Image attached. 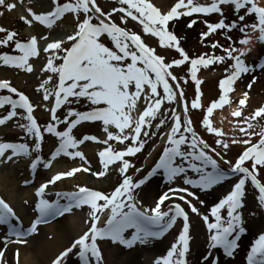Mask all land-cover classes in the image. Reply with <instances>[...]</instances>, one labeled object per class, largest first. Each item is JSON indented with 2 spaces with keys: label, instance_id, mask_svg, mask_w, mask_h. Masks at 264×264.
I'll return each mask as SVG.
<instances>
[{
  "label": "snow or ice",
  "instance_id": "obj_1",
  "mask_svg": "<svg viewBox=\"0 0 264 264\" xmlns=\"http://www.w3.org/2000/svg\"><path fill=\"white\" fill-rule=\"evenodd\" d=\"M118 2L119 8H112L110 12L105 13L98 6L96 0H66L63 3L53 0L55 6L51 11L40 14L32 13L35 21L48 26L69 12L77 14V17L82 12L84 18L79 21L76 31L67 35L64 40L55 39L47 43L43 49V52L47 54V61L41 71L47 70L52 74H58V83L53 91H49L46 87L53 78L51 75L38 86V90L43 89L45 101L54 96V102L49 109L51 119L43 128L33 115L35 105L30 102L29 97L12 87L7 80H0V90L7 89L10 93L9 95H0V107L5 104L10 105V110L0 117V125L12 118H19L24 123H20L18 126L24 130L27 137L33 138L31 146L27 142L0 141V157L5 156L6 150H11V155L7 156L9 160L20 155L31 157L33 151L39 153L44 133H48L54 134L58 138V146L51 152V158L54 159L60 154H65L69 158L78 157L84 162L70 170L59 171L50 179L39 184L35 189V195L39 197L35 208L39 215L31 221L26 230L21 226L20 217L14 209L3 198H0V225L7 227L9 236H15L17 242L24 243L23 237L36 232L38 224L46 218L60 216L69 212L74 206H90V227L69 247L61 251L52 264H64L63 258H66L77 247L82 264H90V256L94 258L96 264H100L102 253L97 243L98 238H110L113 242L130 247L137 242L145 243L149 238L162 237L176 225L178 219H182V228L178 232L177 238L171 244L166 255L158 258V261H162V264H188L186 256L190 251L192 237L190 236L189 212L184 205L192 213L201 214L196 204L188 198L196 197V192L190 189L206 191L229 178L238 177L230 190L210 208L209 211L214 220L210 221L208 215L201 214L209 230L207 246L209 252L211 253L212 250L219 247L224 254L231 257L238 248L241 234L246 231L240 209L243 206L248 182L257 190L256 199L259 206L264 207V182L259 178L260 168L264 167V128L260 131V139L257 143H251V137L255 133L250 131L253 128L251 121L264 115V106L255 109L250 116L244 117L242 121L244 126H239V133L248 137L246 139L234 138L229 141L223 138L225 134L221 128L213 126L209 114L213 113L214 109L230 102L228 94L234 91V83L242 74L252 71L253 67L264 68V63L249 65L244 58L251 51L253 42L252 36L244 34L247 29H251L253 32L258 31L256 39L264 42V2L261 0H211L210 3H200L199 0H176L170 10L166 12L153 4L151 0H118ZM222 5L232 6L237 14V19L226 21ZM0 6H4L8 10L15 7L12 3H6V0H0ZM31 11L29 9V12ZM116 12L122 13L119 17L122 23L126 22L128 18L138 22L142 25L144 34H152L158 38L161 47L177 50L180 58L165 62V57L157 54L153 47L147 45L141 34L111 20V15ZM241 12L243 14H240ZM193 14H220L221 16L215 22L204 21L207 31L200 34L201 40L218 30H238L243 34L239 43L244 47L224 46L217 40L213 41L210 47L221 48L223 55L201 54L198 57L190 58L180 45L174 30L169 29V24L182 16H192ZM250 15H254L255 20L244 23L246 17ZM94 19L97 22L94 23ZM26 22L31 23L32 21L26 20ZM195 23V19L190 20L188 27ZM0 31L5 30L0 28ZM104 34L110 39L113 47H109L103 42ZM15 36V32L7 31V34L0 39V45H9ZM227 39L231 40L232 37L228 36ZM65 42L70 43V47L64 48ZM15 50H18L20 54L0 53V62L4 65H13L32 71L33 66L29 63V58L38 57L40 51L37 37L32 36L27 42L16 39ZM57 59L62 62L56 64L55 60ZM229 59L233 63L225 69L226 75L218 83L220 95L207 107L201 125L206 128L208 133L218 137L215 139V144L219 145L224 153L227 152L231 144L245 145L234 162L225 159L221 152H218L216 148L198 135L193 127L188 102L180 86L179 78L170 71L173 66H181L185 62H190L188 72L191 74V79L199 85L201 83L197 78L199 66L206 67ZM255 79L253 77V80ZM170 80L176 82L175 85L170 83ZM251 86L252 84L249 83L247 87L250 89ZM133 87L134 90H132ZM146 87L147 92H145ZM160 88H162V93L158 90ZM11 94H16V98H13ZM142 95L146 106L139 111L136 118H133L131 113L137 108V102ZM248 95V91L243 93L238 101L239 106L232 112V116H242L241 108L246 104ZM200 96L201 93L197 87L196 98L191 101V109L201 108ZM80 98L86 99L92 107L86 111H77L72 108L70 105L74 100L78 101ZM165 101L170 104L175 102L178 105L177 108H171L170 115L167 114L168 109H162V104ZM101 104L105 106H100ZM64 105L69 106L61 119L57 115V109ZM180 107L183 109L182 112L178 110ZM18 109L23 111H18ZM157 118L159 120L158 123H155L156 129L166 125L169 120L171 121L167 131L159 133L160 136L166 137L165 146L154 167L144 177L135 180L133 176L127 174L133 165L126 157L135 155L143 148L145 140L141 139V134L148 137V129ZM82 121H101L103 131L107 134V139L102 142L108 146L98 152L103 170L94 174L104 176L109 165L114 161H120L119 172L122 175V181L107 194L86 186H77L76 191L57 194L66 196L69 200L68 204L62 205L58 200L49 201L45 198L48 185L61 178L72 177L81 170L90 171V167L85 166L87 161L84 154L76 149L85 141H98L99 138L87 134L80 139L75 138L72 135L73 128ZM61 123L67 125L64 130H58L57 126ZM112 125L119 130L118 133L109 131V126ZM126 130L130 131L125 134ZM156 135L157 132H151V136ZM129 138L132 143L119 151H114L108 143L112 139L123 143ZM217 157L229 165V168H223ZM51 163L52 159L45 160L40 154H37L31 158L30 167L33 170L41 165L48 168ZM160 170L169 182L174 184L176 179L182 178L183 185L186 186L169 187L166 192L159 195L153 207L142 209L138 206L135 190ZM189 170L195 174V178L188 174ZM139 171L140 169L137 168V172ZM178 193L187 195H178ZM177 200L183 201L184 204L176 202ZM100 201L103 203H98ZM166 201L169 204L165 210L162 205ZM199 203L203 204L204 201L200 200ZM222 209H226V216L221 214ZM105 210L109 212L107 221L103 226H98L100 220L98 213H103ZM14 220L17 223H13ZM129 229L134 230L130 237L125 235L126 230ZM16 254L18 257V250ZM3 255L4 251L0 250V264H4ZM204 260L205 264H218V260L213 259L211 254ZM247 264H264V233H261L252 243L250 251L247 253Z\"/></svg>",
  "mask_w": 264,
  "mask_h": 264
},
{
  "label": "rangeland",
  "instance_id": "obj_2",
  "mask_svg": "<svg viewBox=\"0 0 264 264\" xmlns=\"http://www.w3.org/2000/svg\"><path fill=\"white\" fill-rule=\"evenodd\" d=\"M53 0H6V3H12L15 7L11 10H8L4 6H0V28H3L5 33L7 31H13L16 33V36L13 41L9 42V45L3 46L0 45V53H9L13 55L20 54L18 50L14 51V43L16 39L20 41L25 40L27 36H36L37 37V45L38 47H45L47 43L53 41L41 35L39 32L40 28L44 26L39 23L38 21L32 20L30 25L25 26V22L22 19V15L27 14L31 15L33 12H38L39 6H51ZM210 0H199L201 3H208ZM58 2H66V0H58ZM98 6L102 9L103 12L107 13L110 12L112 8H119L120 4L118 0H96ZM153 4L159 7L162 11L166 8H170L173 2L176 0H151ZM29 9L32 11L29 12ZM240 14H243L241 12ZM122 13L116 12L111 15V20L116 22L118 25L122 27H126L129 30H133L139 34H141L142 39L144 42L153 47L157 54L162 55L165 57V62H170L174 58H180L179 53L177 50L169 47H161L158 43V38L154 37L152 34H144L142 25L138 22L133 21L131 18H128L126 22H121L119 19ZM193 16H182L179 19H175L174 21L170 22L169 29L174 30L175 35L179 38L180 45L185 49L188 56L190 58H195L200 56L201 54L211 55L215 53L216 55H223V51L221 48L217 47L213 49L210 47V44L213 41H219L221 45L229 46L232 45L236 47L237 42L233 43L234 41L227 39L228 36H236L241 38L242 33L238 30L233 31H220L218 30L216 33L210 35L209 37L201 40L200 34L204 31H207V27L204 23L205 20L210 22L218 21L221 17H216L215 19L211 18H200ZM84 18V14L81 12L78 14L75 13H65L62 18L56 23V27H51V30L56 29L55 31L58 32L57 34H61L66 30L68 34H72L74 31L77 30V25L79 21H82ZM195 19L196 23L188 27L186 19ZM224 18L226 21L230 22L232 20L237 19V14L234 12L232 6L227 5L224 7ZM218 19V20H217ZM255 20L254 15H250L246 17L244 23H250ZM93 22H97L95 19ZM189 22V21H188ZM200 23V24H198ZM70 30V32H69ZM247 31V30H246ZM6 35V34H5ZM5 35H0V39H2ZM258 36V31H257ZM57 37V36H54ZM50 40V41H49ZM48 41V42H47ZM256 51L263 49L264 42H260L256 39ZM47 42V43H46ZM103 42L109 46L113 47L110 39L107 37L106 34L103 36ZM67 42L63 45L64 48L70 47V44L67 46ZM257 54L248 53L244 57L245 60L249 65H255V59L253 57H257ZM47 61V54L39 52L38 57H30L29 63L32 64L33 70L28 71L27 69H20L13 65H4L0 62V80H7L10 82L12 87H15L19 92H23L25 95L29 97L30 102L35 105L33 110V115L37 119V122L43 128L50 119V111L53 102L54 96H51L48 101L43 99V89L38 90V86L48 77L52 76V80L46 85L49 91H53L55 86L58 83V74H52L51 72L44 70L41 71L43 65ZM62 61L57 59L55 60L56 64L61 63ZM130 62V61H128ZM232 60H226L222 63H213L208 66H199L197 71V78L201 81L199 85L195 83L191 79V74L188 72L190 67V62H185L184 65L181 66H173L170 71L179 78V83L181 88L183 89L185 99L188 102L189 106V115L193 122V127L195 128L196 132L203 140L207 141L209 145L216 148L218 152L224 156L225 159L233 161L235 157H237L240 151L245 147V145L241 143L231 144L230 148L227 150L226 153L223 152L219 145L215 144L216 137L214 134H210L206 131L201 125L202 117L213 100H216L220 95V89L218 87V83L220 79L226 75L225 69L232 64ZM253 77L256 79L253 80ZM170 83L174 84L176 82ZM251 83L252 86L249 89L247 86ZM197 87L200 90L201 96L199 102L201 103L200 109H191V101L196 98V89ZM134 90V87L133 89ZM162 93V88L158 89ZM147 87L145 88V92H147ZM248 91L249 95L246 100V104L241 108L242 116L241 117H234L232 114L228 116L227 112L225 111L226 107L232 104L236 108L239 106L238 101L242 97L243 93ZM3 93L0 91V95ZM230 102L228 104L223 105L220 108L214 109L213 113L209 114V118L213 123V126L221 128L225 136L223 138L228 139L229 141L232 139H240V138H248L243 136V134L239 133V126H244L242 121L244 117L250 116L255 109L264 106V69L255 68L253 70L242 74L240 78L234 83V91L230 92L229 94ZM7 106V107H6ZM69 105H64L60 109H57V115L62 119L63 116L66 114L67 107ZM72 108H75L77 111H86L89 110L92 105L84 98H80L78 101L74 100V102L70 105ZM100 106H105L101 104ZM146 106L145 101L143 100V95L141 99L137 102V108L131 113L133 118L138 116L139 111ZM178 105L175 102L171 104L167 101L163 102L162 109H168L169 112L167 113L170 115L171 108H177ZM10 110V105L8 106L5 104L4 106L0 107V117L5 115L7 111ZM178 110L182 112V107ZM236 110V109H235ZM234 110V111H235ZM18 111H23L18 109ZM159 118L154 121L153 125L149 130V136L144 137L141 134V139L145 140V144L143 148L136 153L135 155L127 156L126 158L131 161L133 165L127 172L128 175L133 176L135 180H139L144 177L155 165L157 162L162 150L165 146V140L162 136L159 135L161 132H166L168 127L170 126L171 121L169 120L166 125L161 126L159 129L155 128V123H158ZM20 123H24L23 120L19 118H12L6 121L4 124L0 125V141L4 142H27L30 146L33 143V138L27 137L26 133L22 128L18 125ZM54 123V121H53ZM253 124V128L250 130L255 133L251 137V143H257L260 139V131L264 128V115L257 117L255 120L251 121ZM66 123L59 124L58 130H64L66 128ZM109 131L113 133H118L119 130L115 128L114 125L109 126ZM130 130H126L125 134H127ZM151 132H157L156 136H151ZM85 134L87 135H95L98 137V141H85L84 143L77 146L76 150L81 151L86 158V165L90 166L93 173L90 172H79L74 174L72 177H65L61 178L59 181H56L54 184L49 185L48 191L45 192V196L49 201H59L62 202L64 200H68L66 196L57 195L58 193H66L72 192L77 190V186H86L88 188H94L104 193H110L116 185L120 184L122 181V175L119 172V167L121 166L120 161H114L113 164L108 166V170L106 171L104 176H97L94 173L97 171H102L103 167L100 163V158L98 156V151L108 145L104 144L102 141L107 139V134L103 131V124L101 121H82L80 124L75 126L72 131V135L75 138H82ZM163 140V141H162ZM114 151H119L125 149L129 144L132 143L131 139L129 138L126 142L116 141L115 139L109 140L108 142ZM58 146V138L54 136V134L44 133V138L42 141V147L39 153L35 151L32 152L31 157L29 156H14L12 159H7V156L11 155V150H6L5 156L0 157V198H3L9 205L15 208V204L17 201V190L21 187V184H33V186H37L38 184L43 183L44 181L48 180L51 175L55 173H51L52 170L56 169L57 172L59 171H67L70 170L77 164H81L82 161L80 158H69L65 154H60L56 158H51V152L55 150ZM186 148V146H184ZM40 154L45 160L52 159V163L50 167L45 168L42 165L38 166L36 172L32 173L29 169V164L31 162V158H34L35 155ZM214 155V154H213ZM219 160V157H217ZM179 162V158H178ZM221 166L225 169L229 168V165L225 164L223 160H219ZM248 164V162H246ZM250 166V165H249ZM137 168L140 169L137 172ZM193 178L195 174L189 170L188 173ZM236 178H232V182H222L218 186H214V189L206 190V191H198L196 192V197L191 198L192 202L196 204L199 208L200 213L209 216L208 208L217 201V196L213 194L216 193V189L223 188L224 190H228L231 186L236 182ZM259 178L262 182H264V167L260 168ZM151 179V178H150ZM149 179V180H150ZM27 181V183H25ZM14 183L16 185H14ZM147 181L144 185L140 186L138 189L135 190V196L138 201L139 189L145 186ZM162 185V184H161ZM159 186L156 189L155 196L161 194L163 191H167V184ZM186 186V185H184ZM183 186V187H184ZM35 188V187H34ZM186 195L185 193H178V195ZM222 194L219 196L221 197ZM257 197V190L251 186L250 182L246 185V194L243 198V206L240 209L242 214V220L246 222V231L241 234V237L238 241V248L234 251L233 256L228 257L226 254L223 253V250L219 247L212 250L211 253L208 250V236L209 230L207 229L206 223L202 218L201 214H195L187 208H185L189 212V224H190V236L192 239L190 240V251L188 256L191 258L186 259L188 264H205V260L202 262L204 257H207L211 254L213 259L218 260V264H247L245 263V259L247 258V253L243 251V245L250 246L252 245L255 237V233H258V228H256L257 218H264V207L259 206ZM198 198V199H197ZM219 199V198H218ZM204 201L203 204H200L199 201ZM142 202V198L139 200ZM138 201V203H139ZM14 202V203H13ZM184 204L183 201H177ZM98 203H103L102 201ZM249 207V208H248ZM167 208V206H166ZM165 208V210H166ZM251 208V209H250ZM254 208L256 212L254 211ZM30 209V208H28ZM34 210V209H33ZM32 210V211H33ZM78 212L83 214L86 220V226L90 227V206L82 205L77 207ZM29 211V210H28ZM223 213V211H222ZM100 215V219L104 216L103 222L105 223L108 218V210H105L103 213H98ZM223 216H226V209L224 210ZM209 220L213 221L214 218L209 216ZM100 220L98 221V223ZM103 223V225H104ZM183 223V222H182ZM179 225L177 227L172 228L169 230L168 236H165L168 239L161 238H149L147 240V245L145 243L134 244L132 246H128L125 250L128 252H122L120 257H126L129 255L131 247H136L134 249L139 250L138 261L140 264H151L152 260L155 258L153 255L155 254L156 250V242H160L162 240L166 242H170L175 240L178 236V232L180 231ZM40 236L39 233H36V236ZM197 238H202L207 240V244L205 246H201V250L199 251L201 254L204 252V257H198V252L196 253V245L195 242ZM74 240V239H73ZM150 243V244H149ZM172 244V243H171ZM140 245V246H139ZM138 246V247H137ZM150 247V248H149ZM153 247V249H152ZM216 250V252H215ZM243 251V253L241 252ZM78 254L79 248L73 249L72 253H70L64 259V264L67 263V260ZM166 255L164 251L157 252V257H161ZM89 259H93L91 256ZM80 264H82V260H79ZM91 262V261H90ZM155 264H162V263H155Z\"/></svg>",
  "mask_w": 264,
  "mask_h": 264
},
{
  "label": "bare ground",
  "instance_id": "obj_3",
  "mask_svg": "<svg viewBox=\"0 0 264 264\" xmlns=\"http://www.w3.org/2000/svg\"><path fill=\"white\" fill-rule=\"evenodd\" d=\"M40 9H43L44 6H39ZM47 8V6H46ZM53 27H56L55 24H52ZM41 33L44 35H48L51 32L43 29L41 30ZM249 36L253 37V42L251 44V51L255 50V33H251ZM240 47H244V45H241ZM236 109L235 106H227L225 111L227 112L228 116L232 114V112ZM52 173H57V170H52ZM232 182V179L226 180V182ZM182 182V178L176 179L175 183L169 186V187H175L176 185H179L178 183ZM170 182L165 179L163 176L162 170L158 171L157 174H155L153 177H151L150 180L147 181V184L141 189H139V199L142 198L144 202H141V207H152L153 203L155 202V192L156 189L162 184V185H168ZM14 185H16L14 183ZM22 186L19 187V190H17V202L15 204V209L17 215L20 217L21 226L24 229H27V227L30 225L31 221L36 219L37 212L32 213L30 209L28 208H34L35 204L38 202L39 197L35 195V189L36 186H33V184H21ZM161 185V186H162ZM183 184H181L182 186ZM180 186V185H179ZM35 187V188H34ZM213 189V188H212ZM223 191L224 187L221 188ZM217 188L216 193L213 192L215 196L219 195L220 193H223L222 190ZM193 191H198L196 189H192ZM46 197V196H45ZM158 197V196H157ZM175 199V197H173ZM178 201V200H177ZM176 201V202H177ZM169 202L166 201L162 207H166V205ZM139 204V203H138ZM249 208V207H248ZM251 209V208H250ZM254 209V208H252ZM29 210V211H28ZM256 212V210L254 209ZM34 212V211H33ZM86 219H84L83 214L77 211V208L71 209L69 212H66L63 216H61L59 219L50 222L49 224H45L43 226H37V231L35 234L27 239H25L24 243H19L17 245L11 246L7 245V249L4 250V257L3 262L4 264H52L53 260L59 255L61 251H63L65 248L69 247L80 235H82L87 229ZM180 220L178 219L176 226L179 225ZM13 223H17V221H13ZM243 226L246 229V222L243 220ZM256 228H258V231H261L264 228V218L260 219L257 218ZM134 231L133 229L130 230V232H126L125 235L130 237L131 232ZM36 233H39L36 236ZM7 227L4 225H0V246L2 244V240H7ZM165 238V237H164ZM74 239V240H73ZM98 246L102 253V262L103 264H140L138 261L139 252L137 249L130 250V253L126 257H120V254L126 249L127 246L120 244L119 242H113L110 243L106 241V239L103 241V239L97 240ZM140 243V242H139ZM196 245V253L198 252V257H204V252L201 254L199 251L201 250V246H205L207 244L206 239L197 238L195 242ZM156 249L160 251H168L169 245L166 241L162 240L160 242H156ZM3 247H0L2 249ZM243 251L244 253H247L250 249L248 246L243 245ZM17 250H18V257H17ZM243 251H241L243 253ZM216 252V250H215ZM193 254L190 255V257L187 254V258H191ZM105 257V259H104ZM79 255L76 254L75 256L67 260V263L65 264H80ZM205 258V257H204ZM204 259L202 260V262ZM159 262L158 258L153 260L151 264H155Z\"/></svg>",
  "mask_w": 264,
  "mask_h": 264
}]
</instances>
